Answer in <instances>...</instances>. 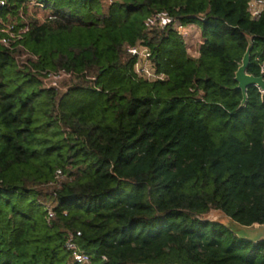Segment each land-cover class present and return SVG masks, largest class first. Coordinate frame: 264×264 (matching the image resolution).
Wrapping results in <instances>:
<instances>
[{
    "label": "trees",
    "instance_id": "trees-1",
    "mask_svg": "<svg viewBox=\"0 0 264 264\" xmlns=\"http://www.w3.org/2000/svg\"><path fill=\"white\" fill-rule=\"evenodd\" d=\"M0 1V264H264V241L207 217L264 224V92L242 104L235 79L250 44L264 76V7ZM161 12L201 28L199 61L171 23L146 26ZM136 44L163 79L137 75Z\"/></svg>",
    "mask_w": 264,
    "mask_h": 264
},
{
    "label": "built area",
    "instance_id": "built-area-1",
    "mask_svg": "<svg viewBox=\"0 0 264 264\" xmlns=\"http://www.w3.org/2000/svg\"><path fill=\"white\" fill-rule=\"evenodd\" d=\"M5 1H0V5H4ZM264 0H249V11L253 18H258L263 10ZM171 23L177 32L182 36L183 41L185 42L186 38L190 36L189 27L194 24H185L178 18L168 15L165 12L154 14L146 21V26L152 28L154 26H162ZM3 43H6V39L1 40ZM129 53L136 57V63L134 65V70L138 76L143 77L147 80H157L163 79L164 75L158 73L154 63L151 59V53L148 48L141 44L129 45L127 47ZM70 73L61 71L58 73H50L44 78V86L46 87H58L60 86L59 81L62 77H69ZM264 92V91H263ZM62 173L60 170L57 171L56 178L54 181L49 183L51 187H59L58 181L61 179ZM48 185V184H47ZM54 212L52 211V205H48V217L52 218ZM81 235V232L71 233L67 241V247L72 250L74 258L78 262H87L89 261V255L84 251L80 250L77 238Z\"/></svg>",
    "mask_w": 264,
    "mask_h": 264
},
{
    "label": "water",
    "instance_id": "water-1",
    "mask_svg": "<svg viewBox=\"0 0 264 264\" xmlns=\"http://www.w3.org/2000/svg\"><path fill=\"white\" fill-rule=\"evenodd\" d=\"M252 44L249 45L242 61V65L236 72L235 79L238 81V87L242 90L244 99L242 104L246 102L247 99V90L250 86L256 85L258 86L261 91H264V76H255L249 74L247 72V68L250 63V56H251ZM242 228H246L245 238H248L254 242H261L264 241V224H254L251 226H242Z\"/></svg>",
    "mask_w": 264,
    "mask_h": 264
},
{
    "label": "rangeland",
    "instance_id": "rangeland-1",
    "mask_svg": "<svg viewBox=\"0 0 264 264\" xmlns=\"http://www.w3.org/2000/svg\"><path fill=\"white\" fill-rule=\"evenodd\" d=\"M33 10H31V12H32ZM41 16H43V13H39ZM195 27V26H194ZM190 31V30H189ZM194 37V35H192L191 36V38L190 37H188V38H186V40H185V44H186V47H188V46H190L191 45V40H192V38ZM191 39V40H190ZM198 38H196L194 41L197 43L198 42V40H197ZM190 40V41H189ZM59 81H61L60 82V87L61 88H64L65 89V83H67V81H68V77H62ZM207 217L208 218H210V219H218V220H222L224 223H226V224H228L229 226H231L232 228H233V230H235L240 236H245V232H246V230H244V229H246V228H242V226H239V225H236V224H234L233 222H231L229 219H227V218H223V214L220 212V211H217V210H212L208 215H207Z\"/></svg>",
    "mask_w": 264,
    "mask_h": 264
},
{
    "label": "crops",
    "instance_id": "crops-1",
    "mask_svg": "<svg viewBox=\"0 0 264 264\" xmlns=\"http://www.w3.org/2000/svg\"><path fill=\"white\" fill-rule=\"evenodd\" d=\"M189 29H190L189 37L191 38L192 35H194V37L192 38V40L190 39L191 41L189 40L191 42V45L187 47V53L190 58L194 59L195 61H199L201 57L200 47H201V44L203 43V39L201 35L202 33L201 28L198 25L194 24V25H191ZM196 38L199 39V40L197 39L198 40L197 43L195 42ZM223 218H227V217L223 216Z\"/></svg>",
    "mask_w": 264,
    "mask_h": 264
}]
</instances>
